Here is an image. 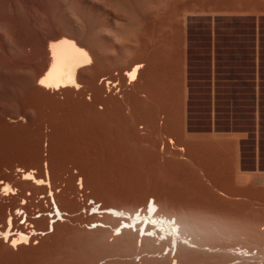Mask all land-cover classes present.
<instances>
[{"label":"rangeland","instance_id":"rangeland-1","mask_svg":"<svg viewBox=\"0 0 264 264\" xmlns=\"http://www.w3.org/2000/svg\"><path fill=\"white\" fill-rule=\"evenodd\" d=\"M126 1L107 0L115 15L101 19L106 37L92 35L97 54L78 86L51 91L31 77L55 18L0 0V235L25 221L7 226L17 207L32 212L24 233L35 231L16 247L0 238V264H264V0ZM134 63L143 67L130 83L122 75ZM209 72L238 77V96L207 98ZM187 77L196 91L204 80V97H190ZM49 190L68 216L47 231ZM149 199L210 230L191 246L206 254L115 237L108 226L120 219L91 205L139 213Z\"/></svg>","mask_w":264,"mask_h":264},{"label":"bare ground","instance_id":"bare-ground-1","mask_svg":"<svg viewBox=\"0 0 264 264\" xmlns=\"http://www.w3.org/2000/svg\"><path fill=\"white\" fill-rule=\"evenodd\" d=\"M20 1L23 4V9L25 11L29 12L32 8L34 9V7L37 8V9H35L37 11L42 9L44 12L46 11L45 14H47V13H50L49 15L52 14L53 18H55V22H56L54 28H49L46 30L47 32L45 31L44 38H42V41H41L42 48L47 51V52H45V51H43V52H45L46 54L48 53L49 57L48 58L44 57L45 59L41 58L43 60L40 62L41 63L40 67L38 66L39 69L37 68L38 69L37 71L34 70L35 72L34 73L32 72L33 75L31 74L32 75L31 78H35V77L40 78V80L38 79L39 82L37 83V85L39 87H43L44 89L51 90V91H53V90L55 91L58 88L60 89L63 87H68V86H71L72 88L78 86V84H79L78 81L81 80V78L83 76L81 69L85 66H89V65L92 66L91 63H93L92 61L95 57V54H97V53H95V48L96 47L98 48L99 45L96 46V44H95L96 39L94 40V38H92V37L94 36V34H98V35L99 34L100 35L105 34V37H106V33H107L106 28L107 27L104 28L105 24L102 22L103 20L101 21V19L110 18L109 16L115 15V14H113L114 10L112 11V8L110 6L111 4H109V2H107V0H81L84 4L85 3H87L86 5L89 4L90 7H92V9H93V12H92L93 16H92L91 11L88 7V9L90 11V16L92 18H90L87 14V16H88L87 20H90V21L86 22L84 15L80 14L78 11L80 5L78 6V4H76L77 0H20ZM117 1L119 3L123 2V0H117ZM8 2H9V0H8ZM78 2H80V1H78ZM112 2H114V1H112ZM118 2H116V3H118ZM126 2H125V5H126ZM9 3H12V1H10ZM83 3H82V7L84 5ZM116 3H115V5H116ZM135 3L137 4V2H135ZM144 3H145V1H144ZM153 3H154V1H153ZM138 4H140V2ZM141 4H140V6H141ZM9 5L12 6L11 4H9ZM132 5H134V6H132ZM76 6L78 7V9ZM130 6H131V8L132 7L135 8V4H133V3ZM144 6L146 7V4ZM85 7H87V6H85ZM113 7H116V6H113ZM118 8L124 9L122 6L118 7ZM126 8H127V5H126ZM126 8L124 10H126ZM80 9H81V6H80ZM82 9H81V11H82ZM129 9H130V7H129ZM144 10H145V8H144ZM115 11H116V9H115ZM132 11L134 13L136 12L135 10H132ZM137 11H139V12H136V14H138V13L140 14V12H143V8L141 11L140 10H137ZM32 12H33V10H32ZM133 12H131V13H133ZM124 13H129V12L125 11ZM28 14H30V13H28ZM85 15H86V13H85ZM116 15H117V13H116ZM47 16H48V14H47ZM115 17L113 18L115 21H116V19L124 21L123 19H120L119 17H116V18ZM110 19H108V20H110ZM31 21H29V22H31ZM122 21H116V22L119 24V22L122 23ZM2 22L3 21L0 18V23H2ZM101 22L104 25L101 24ZM127 24H128V22H127ZM49 25H51V24H49ZM116 30H120V29H116ZM113 32H111V33H113ZM114 36H115V34H114ZM132 37H134V36H132ZM95 38H96V36H95ZM120 39L121 38H119V41H120ZM96 43H97V41H96ZM115 45H117V44L115 43ZM40 48H41V45H40ZM40 52H42V49ZM40 52H39V54L41 55ZM126 66H128V65H126ZM141 67H143L142 63H134L133 65L131 64V66L129 67L130 69L125 71L122 76H124L126 81L128 80V82L132 83V82H134V80L136 78L135 76H136L137 71ZM83 69L85 70V68H83ZM83 73H84V71H83ZM35 80H36V78H35ZM110 84H112V82H106L105 81V86L108 85L109 89H110V86H109ZM22 179L28 180V181L30 180V181H32V183H34L36 185H40V186L42 184V180H39V179H36L35 177H33L32 172H30L28 170L23 171ZM7 190H8V186L6 185L4 187L3 191H7ZM5 193H4V195H5ZM11 194H13V193H11ZM49 195H50L51 201L54 205L52 210H54L57 215L60 214L61 210L58 207V205L55 201L54 195H53L51 190H49ZM24 203L25 202H24V198H23L21 205H24ZM50 205H52V204L50 203ZM25 209H27V208H25ZM25 209H23L21 207H17L14 209L13 215H8L6 218L7 226L13 227V225H12L13 218H19L21 220L22 217L25 215V221L22 223H19L18 226H16L17 230H15V233L10 234L11 229L6 230V232H4V233L1 232L2 235H0V238L3 239L4 242L9 243L11 247H16L17 245H20L23 243L27 244V242L29 241L28 240L29 234L30 235L35 234L34 233L35 231H33V232L30 231V233L27 232L28 234L24 233V231H23V230L28 229V227L32 228V225H31L32 224V220H31V213L32 212L30 213V211H26ZM99 213H106L108 216H110V218L120 219V222L116 226H114V227L108 226L110 229H112L111 233L113 234V236L120 237V236H123L125 233H131V234L136 233L137 239L140 238L139 242H142L141 239L146 240V239L152 238V239H156L157 242L158 241L162 242L163 240H161V239H164V240L166 239V241L168 240L167 242L170 243L169 248H168L169 249L168 253H171L174 250V254H176L180 249H184V250L185 249L186 250L197 249L198 250L201 248V250H202L201 246L194 248V245H193V247H191L192 244H194L193 241L195 240V241L200 242V240H199L200 236H202L201 237V239H202L204 237V235L208 234L207 231L209 233L211 232L210 230H207L206 228L196 226L194 223H191L188 220H182L181 218L177 219L176 216L164 213L160 209V207L155 203V201L153 199L147 200L145 203V206L142 209H140L139 213H138V210H134V211L124 210V209L122 210L120 208H116L115 206L109 207L106 209H99ZM41 216H42L41 214L40 215L38 214V216L34 217V219L40 218ZM121 219L122 220L124 219V221H121ZM58 220L59 219L50 220V221L48 220L47 231L49 229L53 230L54 223H56ZM98 227L99 228H107V225L104 223L96 222L95 225L91 229L96 230ZM39 233H42V232H39ZM189 235L192 237V238H190V240H188V237H190ZM12 236H14V237L12 238ZM206 238H207V236H206ZM219 244H220V242H219ZM222 248H224V247H222ZM240 249H242V247L239 248L238 250H240ZM204 250L205 249H203L201 252L203 253ZM248 251L249 250H247V252ZM239 253H241V252H239ZM205 254H206V250H205ZM102 264H103V262H102Z\"/></svg>","mask_w":264,"mask_h":264},{"label":"crops","instance_id":"crops-1","mask_svg":"<svg viewBox=\"0 0 264 264\" xmlns=\"http://www.w3.org/2000/svg\"><path fill=\"white\" fill-rule=\"evenodd\" d=\"M226 77L221 78L218 77V75L215 73V76H212V73L210 75H208V80L206 82L207 85V94L205 95L207 98H213V99H234L236 98L238 95L235 93V90H237L239 88V78L238 77H234V74L231 73V75L229 74H225ZM238 75V73L236 74ZM195 86H197L199 84V91L193 90L192 89V80H188V77L186 78V82H185V86L186 89L188 91V93L190 94V97H192L193 95L192 92H198V94L194 95L195 98H202L204 97V95L202 94L203 92L201 91L203 84H204V80L202 78H199L198 80H195ZM235 88V90H234ZM255 96V95H254Z\"/></svg>","mask_w":264,"mask_h":264},{"label":"built area","instance_id":"built-area-1","mask_svg":"<svg viewBox=\"0 0 264 264\" xmlns=\"http://www.w3.org/2000/svg\"><path fill=\"white\" fill-rule=\"evenodd\" d=\"M91 205L96 209L99 210L101 208L100 204H96L95 202H91ZM68 216V214L61 212L60 214H56V212L54 210H52L51 215L49 216L50 220H56L59 219L58 221H63L66 217Z\"/></svg>","mask_w":264,"mask_h":264}]
</instances>
